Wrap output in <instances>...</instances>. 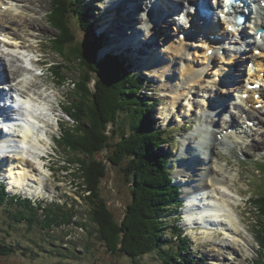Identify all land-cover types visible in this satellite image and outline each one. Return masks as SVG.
<instances>
[{
	"label": "rangeland",
	"instance_id": "obj_1",
	"mask_svg": "<svg viewBox=\"0 0 264 264\" xmlns=\"http://www.w3.org/2000/svg\"><path fill=\"white\" fill-rule=\"evenodd\" d=\"M31 1H29V5L33 6L29 9L21 3H17V6L19 7L20 14H22L21 16L32 17L35 23V28H33L34 36L33 39H30L33 44L31 52L34 57L40 59L39 63L41 64L40 67L43 68V73L40 76L41 70L36 69L34 82L38 85L46 84L47 87H51V92L56 93V99L52 101L54 111L57 106L56 103L59 104L61 110L63 108L67 110L71 101H77L72 91L76 77V68H74V64L67 62L60 54L58 55L55 52L59 47L52 41H54V37L58 35V32L52 29L49 22L48 11L51 7V0ZM133 1L137 0H122L121 3H117L114 0H79V6H83L84 4L86 9L88 6L89 15L93 19L96 34H103L101 40L103 46L97 52L96 59L102 58L108 52L119 57L122 56L121 58L123 56L127 59L132 58L133 63L129 64L125 61L124 65L131 74H138L141 79L144 78L145 86L143 85L140 96L143 99L142 102L146 103L145 109H148L147 116L151 118L156 128L158 125H161L170 129H167L165 133V137L170 138L169 142L158 145V149L168 150L172 155V159L168 161L167 167L173 168L174 183L179 182L181 191H183L185 184L180 183V180H183L177 173L178 170H180V167L185 162L202 165L203 160L200 159L204 156L202 150L212 152V143L210 142H213L215 139V134L219 138H223V141L224 139L229 140V143L239 140L241 143L239 146H233L232 148L226 146V149L222 146L217 147L219 154L222 153V149L225 150L223 153L226 154L228 152L226 158L230 159L229 161L232 165L229 167V170L236 175L234 179L236 188L232 190H236L239 193L235 197L238 203L235 206V210L240 220L244 223V225H240L238 228L239 236L232 234L230 230L225 231V227L222 226L217 227L216 225H212L215 228L212 230L199 226L190 227L191 225L187 227L185 214H181L180 212H184V208L179 206V202H176L167 207L163 213L161 212L159 236L164 239V242L156 245L149 252L147 251L136 257L132 258L126 255L123 249L127 246V243L124 245L125 241L123 242V238L124 240L126 239L129 231L132 234L133 232L135 233L137 228L141 229L142 224L147 229L150 222L143 216L142 211H137L136 205L132 209L129 208L130 205L132 207V203L129 204L128 202L133 199L130 186L134 174L127 175L126 170L124 171L122 168L128 166V159L123 160L121 165H114L109 161L111 148L108 147L97 156L98 160L103 161L105 170L107 171L106 176L97 183V194L100 202L104 204L111 217V223H105L102 226L106 241L101 239L98 232L99 225L88 213L90 208L85 198V179L81 177V172L79 171L81 163L77 162V157H81L82 161L84 157L85 161L88 157L82 153L77 154V151H72L70 146L67 144L63 145L61 142L60 131L64 128L70 134L78 135L75 130V120L62 110L63 113L59 111L56 114L55 118L58 121L56 123L53 120V128L50 127L51 131H49L51 142L48 143L47 149L54 156L49 158L48 167L52 170L42 169L44 173L43 189L47 191V195L44 198L36 200L37 204H40V209L38 208L39 205L35 204V201L32 200L31 204L34 209L39 211L38 218L41 220L45 218V209H56L54 206L56 202L57 206L62 208L56 209V212L51 214L52 217L56 214H61L62 217V212L68 210L72 211L73 216L70 218L69 223H65L60 218H57V222L50 224L51 227L44 226L41 222L37 221H34L32 224L27 219L16 218L15 215L18 209H22L23 207L6 196L0 203V246H11L14 251L6 254L0 253V264H164L163 258L166 256L165 252L170 251L176 254L179 246L181 247L182 245L176 234H180L181 237L187 236L188 241L182 253L172 259V264H193L194 260H198L197 264H250L252 260L257 259L259 246L256 239V230L260 228V223L256 208L258 206L256 197L257 195H264V164H262L264 163V123L258 125V122H254L251 126L242 127L243 122L239 120L237 130L241 131V133L238 135L230 131L226 134L228 125L226 124L224 127L223 125L226 123L225 118H227V114L219 110V114L217 116L215 114L217 117L215 119L217 121L219 119L217 126L221 127L219 134H213L210 130L212 117L207 119V129H199L202 130L200 133L201 139L196 134L197 127L201 125V122H198L201 119L198 113L206 109V96H211V94L214 96L219 95V100L223 98L222 100H225V102L232 103L234 101L231 100L233 93H235L234 90L239 86L245 85L248 81L249 68L244 64L241 65V63H244V59H247L244 55L252 58H258L259 55L254 48L240 55L242 59L241 63H237L239 62L237 59V62L234 63L236 65L232 66V75L228 77L230 82L234 84L230 86L225 85L227 83L222 85L221 78H219L223 74L228 75L230 70L223 71V69H226L223 66H218L219 68L216 65L209 67L206 63H200V61L203 62V56L192 52L188 59L194 63L195 69L205 65L208 67L206 70L208 72L206 82H204L203 86L195 83L189 94L190 97H180L174 103L173 95L171 96L169 91L175 90L177 86L183 83L184 79L180 75L183 63L173 61V64H170V53L164 50L162 47L164 44L159 38L155 42H153V39L147 42L148 35H141L144 42L142 45L145 49L138 51V43L135 47H131V45L122 43V40L118 37L124 33L123 37L127 42L135 43V40L127 39V35L130 34L131 30L136 34L135 27H138L136 26L138 21L127 23L122 20V17H118L119 15H117V13L121 15L123 12H128L124 10V7L126 5L128 10L131 9L130 6L133 4ZM150 1L147 0L145 4ZM1 6L3 4H0ZM130 14V17H139L136 11ZM172 18L171 15V19L169 17L170 22H172ZM67 19L69 26L72 25L76 31L77 40L83 41L85 38L82 25L85 24L86 19H79L76 16L73 19V16L69 17L68 15ZM1 23L3 24V22ZM163 24L166 26L164 22ZM173 25L175 24L173 23ZM167 27H170V25ZM17 29L25 30L26 27L10 29L15 39H19L22 36L21 32L19 36L15 35ZM252 31L251 27H247L246 33H249L250 38H252L250 34ZM172 32L173 30H171L170 34ZM192 38H187V40L183 41L177 40L176 45H182V47L190 46ZM160 41L161 44H156ZM119 45L127 47L122 48ZM106 47L107 50L105 49ZM64 49L68 53L67 46ZM228 51L230 50L228 49ZM210 56L213 57V61L217 65L224 64L221 62L224 58L220 56L217 50ZM8 63V69L12 70L14 66L12 65V68L10 61ZM59 63L61 64V69H54V64ZM237 64H239V67H237ZM55 70L58 71L55 72ZM3 71H5L4 67ZM14 71L15 69L11 72ZM174 71L175 73H173ZM58 72H61V74H57ZM95 83L96 81H92V86L90 87L92 92L95 90ZM230 87L232 90H224V88ZM191 94L194 96L192 99ZM234 98L237 101V92ZM216 102L217 100L215 99L214 104ZM254 108L260 110L263 107L256 108L254 105ZM236 113L238 114L237 111ZM59 114L61 115L60 120ZM120 115H125V113H120ZM261 118L260 120L264 122V118ZM201 121L204 122L205 120ZM214 125L212 123L211 128L216 126ZM113 127L112 124L108 125L106 132L110 134V129ZM190 127L191 129L186 131ZM183 153L185 155L182 157ZM196 153L197 155L194 157L193 155ZM223 155L220 156L223 157ZM180 161H182L181 166ZM178 164L179 166L176 170L175 168ZM2 168L4 166L1 167L0 165V172ZM6 180L8 183V179ZM159 191V188H153V192ZM8 192H10L9 188ZM32 198L37 199L35 197ZM181 198H183V195L179 197L180 201ZM82 223H85L86 226H83ZM183 228L185 231H181ZM241 236L245 237V241ZM201 257L203 261L200 259Z\"/></svg>",
	"mask_w": 264,
	"mask_h": 264
},
{
	"label": "trees",
	"instance_id": "obj_2",
	"mask_svg": "<svg viewBox=\"0 0 264 264\" xmlns=\"http://www.w3.org/2000/svg\"><path fill=\"white\" fill-rule=\"evenodd\" d=\"M78 3L79 0H51L48 11L50 25L58 32L52 41L59 47L55 52L76 68L72 91L77 101H71L68 109L64 110L75 120L78 135H72L64 128L61 130L60 138L63 145L67 144L72 151L88 157L86 161L85 157L83 161L81 157H77V162L81 163L79 171L81 177L85 179V198L90 208L88 213L99 225V236L104 241L106 237L102 226L105 223L110 224L111 217L97 194V183L107 172L103 161L98 160L97 156L110 147L111 163L121 165L123 160L128 159L129 167L122 168L126 170L127 175L134 174L130 186L133 199L128 202L132 203V207L130 205L129 208L132 209L136 205L137 211H142L143 216L150 222L147 229L142 224L141 229L137 228L132 234L129 231L126 239L123 238L124 245L127 243L124 252L133 258L149 252L164 242L159 236L161 212L163 213L172 203H180V187L174 185L171 169L167 167L170 154L164 149H158V145L169 142L170 138L165 137L166 130L156 128L151 118L147 116L146 103L142 102L140 96L144 85L143 79L131 74L124 65V59L119 56L107 53L96 59L97 52L102 46V36L96 34L88 7L86 9L84 4L79 6ZM67 15L73 16V19L75 16L86 19L82 25L85 38L83 41L77 40L76 31L71 24L72 27L69 26ZM66 46L68 53L64 49ZM60 65L54 64V69H61ZM57 74L60 75L61 72ZM92 81H96L94 92L90 90ZM110 124L114 127L108 134L106 128ZM112 144L114 146L111 147ZM4 187L0 184V203L7 196ZM153 188H159L160 191L153 192ZM11 200L23 207L18 209L16 218L27 219L32 224L37 221L51 227L50 224L57 222V218L69 223L73 216L72 211L68 210L62 212V217L61 214L52 217L51 214L55 213L56 209L62 208L54 205L56 209H45V218L41 220L38 218L39 211L34 209L28 199L12 196ZM256 202L260 223V228L256 230L259 252L257 259L252 260L250 264H264V195H257ZM38 205L40 209V204ZM82 224L86 226L85 223ZM176 235L182 245L176 254L165 252L164 264H172V259L186 247L187 236ZM13 251L11 246H0L1 254ZM200 259L203 261L202 257ZM197 261L194 260L193 264H197Z\"/></svg>",
	"mask_w": 264,
	"mask_h": 264
},
{
	"label": "bare ground",
	"instance_id": "obj_3",
	"mask_svg": "<svg viewBox=\"0 0 264 264\" xmlns=\"http://www.w3.org/2000/svg\"><path fill=\"white\" fill-rule=\"evenodd\" d=\"M29 1L0 0V4H3V6L0 7V25H1L0 28L2 27L0 29V99L1 101H5L9 99L6 92L3 91L4 88L1 87L2 82L7 81L8 79L13 81V86H14L13 88L15 89V91L19 92L20 95H23V99L20 98L16 102H13L11 106L13 108V112L11 113L12 116L0 118V133L2 134L0 135V140H1L0 162L2 161L0 165L1 167L4 166V168H2V171L0 172V177L1 179H8V185H10V187L14 186L12 187V189L21 191L25 195L37 197V195H40L41 191H44L43 170L45 169V165H44L45 161L43 154H46L47 152L46 149L49 140L51 139L49 136L46 138L45 129H47L46 127H48V122H51L52 125L53 120L57 123L58 119L55 118L56 117L55 115L54 117L52 115V111H54V107L52 106V101L53 99H56V93L51 92V87L49 86L47 87L46 84L38 85L37 83H35L34 82L35 81L34 78L36 77L35 70H32L30 68H24V65L23 66L21 65L22 63H25L29 66H32L30 61L32 55L31 46H33V44L30 39H33L34 36L33 28H35L34 26L35 23L32 17L21 16L22 14H20V11L18 10L19 7L17 6V3H22L23 6L29 9L31 8V6H33V5L31 6L29 5ZM114 1L117 3L122 2V0H114ZM146 1L147 0L133 1V4L130 6L131 9L129 10L125 5L124 10L128 12H123L124 14L122 13L121 15L117 13V15H119L118 17H122V20L127 23L128 22L133 23L135 21L145 19V17L141 14L140 11H141V7L147 5L145 4ZM164 1H166V5H167L166 8L168 9L167 13H169L171 10L169 7L171 0H164ZM176 1L179 2L184 0H176ZM154 6H152V8ZM134 11H136L139 14V17H135V16L130 17L131 16L130 13ZM165 11H162V16H161L160 15L161 10L159 9L156 10V12H158L157 13L158 16L156 18L157 22L155 23L156 26L157 25L159 26L161 23L163 24V22L166 24V26L170 25V22L168 21L166 15H164ZM159 16H160V20H159ZM200 20H202L201 17L197 19V22L199 26H202L201 23H199ZM1 22H3V24ZM146 25L149 28L148 31L149 33L147 32L142 33L141 31L142 26L136 23V26H138L135 27L136 34H134L131 30L130 34H128L130 36L127 35V39L132 41L135 40V43L127 42L123 37L124 33H122L118 37L120 40H122V43L131 45V47H135V45L138 43L139 49L137 50L145 49L144 46L142 45V43L144 42H143V38H141L142 37L141 35H148L147 42L150 41V39H153V42H155L158 38L159 40L161 39L162 41L163 39L164 40L168 39L170 34H167L168 33L166 32L167 30L165 31L166 28L163 29V32L161 31V28L160 29L158 28L159 30L157 29L151 31L150 30L151 26H149L147 23ZM171 25L173 27L172 23ZM22 27H26V29L25 30L17 29L15 34L19 36V33L21 32L22 36H20L19 39H15V37L13 36L14 34L10 29L11 28L16 29ZM170 29L171 27H169V30ZM196 30H199V28L196 27ZM212 32H216V29L213 28ZM231 34H233V32H231ZM221 38L227 40L226 35H221ZM203 42L206 43V44L205 43L200 44L201 49H203V51H201V49L199 48H197V50L195 51L196 54H198L197 51H200L201 52L200 55H202L203 58L205 59V60L203 59V62L200 61V63H204V64L206 63L209 67H211L212 65L221 67L220 65H217V63L213 61L214 59L206 52L207 51L206 49L213 48L215 47V45L221 42L219 40H214L212 42H206V41ZM253 42L255 43V40ZM156 44H161V41L157 42ZM170 44L171 45H169V48H171L173 54H170L169 59H170V64H173L172 63L173 61H180L173 55L175 52H179L180 49H182V45H176L175 43L173 44L172 42H170ZM119 46L122 48L127 47L122 45ZM262 46H263L262 54L264 55V45ZM105 49L107 50V47ZM164 50L166 52L169 51L168 48H164ZM187 54H191V51L190 52L188 51ZM237 55H239L237 54V52L234 53V55L231 56L229 55L228 58L227 57L224 58V60L221 62L227 65L231 63L230 66H235L236 64L234 63L237 62V59L239 60V62L240 60H242ZM245 57L247 58V56ZM181 60L184 59L181 58ZM9 61H10V66L11 67L12 65L14 66V68L12 67L13 68L12 70L8 69ZM255 61L257 62L256 65L259 67V70L260 71L263 70L264 65L259 63L257 59ZM183 65L184 68H182V71L180 73V75L184 79L183 83L177 86V88H175L172 94L170 93L171 96L173 95L172 97L174 103H176L180 97L183 96L185 98L190 97L189 94L191 93L193 85L195 83H198L203 86L204 82H206L205 80L208 75V72L206 71L208 67L206 65L201 68L195 69L194 63H192L190 60L187 59L184 60ZM3 67L5 68V71H3ZM161 67L165 68L163 66ZM237 67H239V64H237ZM14 69L15 71L11 72ZM231 69L232 67H230V70ZM173 73H175V71ZM216 76L218 75L216 74ZM253 77H255L256 80H259L256 81L257 83H259L264 79V77L261 76L260 72H256L254 75H252V73H249L248 78L252 79L251 83L253 84L256 83L253 80ZM260 83H263L264 85V81ZM202 92H204V90H202ZM255 92L256 91L252 90V93ZM259 93H262V96L264 97V86L259 91ZM193 95L191 96V99L194 97ZM219 97H220L219 95L214 96L211 94L210 99L208 101L209 107L210 106L212 107V105L214 104V100ZM206 101H207V96H206ZM240 102L242 105H240L239 108L242 109L243 105L244 107L247 106L248 103L251 102V100L245 102V100L241 99ZM259 102H260L259 100L252 102V105L253 104L255 105ZM262 103H263V108L261 110H257L253 108L252 110L253 112L248 111L247 113L244 114L245 119L248 120V122L250 121L258 122V125L263 123L260 120L262 119L261 117L264 118V102ZM235 104H237V102ZM225 106L226 105L223 102V105L220 106V110L225 109ZM2 110L3 109L0 108V112ZM8 113L9 111L7 112V114H3V116L8 115ZM213 116H214L213 118H216L217 115L216 116L213 115ZM227 121L228 122L226 124L229 125L230 127L237 122L235 116L230 117V120ZM212 122L214 124H217V120L215 119H212ZM215 136H216L214 139L215 141L213 140V142H210L212 143L211 146L212 152H208V151L206 152L202 150V153L204 154V156L200 158L201 160H203L202 165L201 164L196 165L194 163L185 162V161H184L185 164L180 163V166L181 164L182 166L180 167V170H178L177 173L179 174V176L182 177V180L186 182L183 195L187 197L186 199L187 206L184 210V214L186 220L189 222V225H191L190 227H192V225L196 223L202 225V226L197 225L199 227L211 229V230L215 229L214 226L212 225H216L217 227L222 226L225 227L224 228L225 231L230 230L232 234L239 236L238 228L240 225H244V223L243 221L240 220V217L237 211L235 210V206L238 205L237 198L235 197L239 195L238 191L236 190L232 191L233 188H236V183L234 180L236 175L234 174V172L229 170V167L232 166L230 161L227 158H223L220 156L225 153L219 154L217 151L218 146H222L223 148L229 146L230 148H232L233 143L226 142L225 140L223 141L221 138L219 139L217 134H215ZM247 136L249 137V135ZM213 151H215L214 157H213L214 154ZM184 155L185 153H183L182 157ZM195 155H197V153L194 154L193 156L195 157ZM228 191L230 192L227 193ZM231 192H233L234 194ZM203 204L207 205V207L212 206V209L210 211H208L209 208L201 209L203 208ZM209 216L213 220L208 221L207 223L203 222L206 221L207 217ZM241 237L245 241V237L243 236ZM235 240L238 241L239 239H235Z\"/></svg>",
	"mask_w": 264,
	"mask_h": 264
}]
</instances>
